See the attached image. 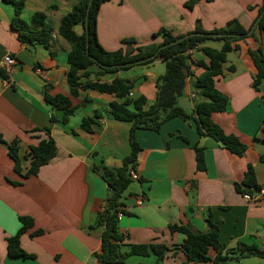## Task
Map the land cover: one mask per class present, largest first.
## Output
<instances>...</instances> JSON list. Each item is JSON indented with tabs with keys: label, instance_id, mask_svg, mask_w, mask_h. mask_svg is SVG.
Returning <instances> with one entry per match:
<instances>
[{
	"label": "crops",
	"instance_id": "obj_1",
	"mask_svg": "<svg viewBox=\"0 0 264 264\" xmlns=\"http://www.w3.org/2000/svg\"><path fill=\"white\" fill-rule=\"evenodd\" d=\"M187 1L105 2L97 15L98 41L104 49L115 51L123 48L122 40L129 37L136 40L135 45L159 43L161 37L153 34L161 28L174 35L188 34L199 22L209 32L237 20L249 33L237 42V49L227 53L221 74L214 78L216 89L229 102L225 111L213 112L211 118L247 148L238 156L213 138L199 136L193 118L173 117L158 131L138 129L141 150L134 170L138 185L123 193L119 231L125 242L162 243L169 250L158 263L150 251L130 255L123 264H184L186 256L179 244L185 234L171 232L168 225L205 231L208 215L219 227L218 238L224 246L237 251L239 243L264 245V200H246L236 187L251 164L258 187L264 189V133L260 130L264 81L257 89L251 86L256 69L248 54L259 45L264 50V34L255 31L264 0H199L193 9L185 7ZM77 3L25 0L21 18L29 23L33 14L44 13L45 24L53 30L50 47L45 48L36 41L19 40L10 25L13 6L0 0V60L6 54L14 60L11 74L0 75V264H99L94 255L101 248L98 216L109 194L102 167H120L129 154L130 122L117 120L109 112L114 100L111 94L80 90L78 96L70 97L76 109L67 121H63V110L51 107L44 99L45 86L51 96L70 95L66 80L70 44L58 29L60 20ZM74 31L81 34L82 28L76 26ZM203 45L219 49L222 42L206 40ZM191 57L208 62L195 50ZM191 70L193 75L178 98L187 113L193 112L195 101L200 99L194 79L204 68L192 63ZM97 71L94 65L86 70L87 76L81 71V82H111L120 77L131 85L130 96L143 95L151 103L165 64L154 60L100 76L95 75ZM95 114L91 130L83 129L82 119ZM49 138L55 142L54 157L36 174L27 175L31 147ZM195 144L203 148L205 169L201 171L196 168ZM11 145L17 148L18 170L9 155ZM20 217L32 219V226L19 237L27 255L9 256L8 240L18 231ZM35 231L40 232L33 234ZM208 254L213 257L215 251L210 249ZM243 258L261 259L252 255Z\"/></svg>",
	"mask_w": 264,
	"mask_h": 264
},
{
	"label": "trees",
	"instance_id": "obj_2",
	"mask_svg": "<svg viewBox=\"0 0 264 264\" xmlns=\"http://www.w3.org/2000/svg\"><path fill=\"white\" fill-rule=\"evenodd\" d=\"M13 6L14 14L11 19V28L18 33L22 43L36 41L45 48H49L52 40L53 30L45 24L44 13L32 15L29 23L22 18L25 0H1ZM78 0L74 8L64 16L59 23L58 33L70 44L68 52L66 80L70 95L56 94L51 96L47 93L45 86L44 99L51 106L63 110V121H67L73 115L76 106L72 105L70 97L79 95L80 90H94L100 93H107L114 96L109 104V112L117 120L130 122L128 131V142L130 152L122 159V165L117 168L102 167L101 175L105 179L109 194L103 210L99 213V224L101 231V248L95 253L99 264H123L130 255H147L150 251L157 257V263L162 261L169 248L162 243L136 244L125 242L126 237L119 231L118 212L122 210V197L124 191L134 180L131 172H134L137 156L141 150L136 139L138 129H149L158 131L161 125L173 117H180L183 120L193 118L196 123V131L199 136H209L219 142L222 147L233 154L242 156L246 145L234 134H227L222 127L215 123L211 114L223 112L227 109L228 98L215 87L214 78L221 74L222 63L226 55L232 49H237V42L247 37L249 33L237 20H232L223 28L205 32L200 23L197 22L195 30L188 34L174 35L169 30L161 28L153 34L154 37H161L159 43L147 45H135L136 40L132 37L122 40L125 45L115 51H108L102 47L97 38L96 25L97 15L102 4L110 0ZM199 0H189L185 3L187 9L193 7ZM88 13H87V9ZM87 20V27H85ZM36 26H41L37 29ZM76 26L82 28V33L74 31ZM87 30L88 53L86 51ZM255 31L264 34V3L259 9L255 21ZM253 36V33L250 34ZM186 36L181 41L164 46L170 42ZM206 40L221 41L219 49L203 45ZM201 52L207 59L194 61L191 51ZM254 65L251 86L254 89L264 81V50L259 45L255 49H249ZM154 60H160L165 64V71L156 80V96L154 101L148 103L143 95L130 96L131 85L126 79L115 77L111 82L87 81L81 82V71L87 76L86 70L91 66H97L96 76L106 72L128 70L136 65L148 64ZM194 63L204 68V71L195 77L194 86L200 99L194 104L192 113H187L178 104V98L182 95L188 77L193 75L191 64ZM0 75H4L0 70ZM98 115L84 117L81 127L87 131L91 130V124L95 122ZM54 120V117H51ZM197 170H204L203 148L194 145ZM56 146L52 138L41 140L36 146L30 149V166L26 174H36L39 168L48 163L55 155ZM9 155L15 161V169L18 170L19 160L17 148L14 145L9 147ZM240 193H249L252 196L259 189L255 172L251 164L247 165L242 182L236 186ZM207 229L205 231H194L183 225L169 224L171 232L180 231L185 234V240L179 244L186 256L184 264H227L230 259L239 261L245 256H256L264 259V245L239 243L237 251L228 248L219 241V227L207 217ZM21 225L15 235L9 238L7 249L9 256H26L27 254L19 245V237L32 226V219L20 217ZM35 231L33 234L39 233ZM213 249L215 254L210 257L208 251Z\"/></svg>",
	"mask_w": 264,
	"mask_h": 264
},
{
	"label": "built area",
	"instance_id": "obj_3",
	"mask_svg": "<svg viewBox=\"0 0 264 264\" xmlns=\"http://www.w3.org/2000/svg\"><path fill=\"white\" fill-rule=\"evenodd\" d=\"M14 64V60L12 58V56L10 54H6L5 56H3V58L0 60V70L3 71V73L5 75H9L11 74V67L12 65ZM261 132L264 133V122L263 124L261 125V128H260ZM131 177L133 179H137L138 176L135 172H131ZM243 198L246 199V200H264V189L262 188H259L258 190L255 191L254 195L252 196L251 194L249 193H243ZM141 198H139L137 200L138 203H141ZM122 215V212H118V217H120Z\"/></svg>",
	"mask_w": 264,
	"mask_h": 264
},
{
	"label": "rangeland",
	"instance_id": "obj_4",
	"mask_svg": "<svg viewBox=\"0 0 264 264\" xmlns=\"http://www.w3.org/2000/svg\"><path fill=\"white\" fill-rule=\"evenodd\" d=\"M136 185H138L137 181L133 180L130 183L127 191L130 190L131 188H133ZM240 261H241V264H264V263H257V262H264L263 260L257 259V258L256 259L255 258H246V259L243 258V259H240ZM227 264H240V263H238L235 259H230V260L227 261Z\"/></svg>",
	"mask_w": 264,
	"mask_h": 264
},
{
	"label": "water",
	"instance_id": "obj_5",
	"mask_svg": "<svg viewBox=\"0 0 264 264\" xmlns=\"http://www.w3.org/2000/svg\"><path fill=\"white\" fill-rule=\"evenodd\" d=\"M91 1L92 0H90L89 1V4L91 3ZM88 10H89V8L87 9V13H88ZM85 27H87V20H85ZM85 36H86V51H87V53H88V40H87V30H86V32H85ZM186 36H183V37H180V38H178V39H176V40H174V41H172V42H170L169 44H165L164 46H167V45H170V44H174V43H176V42H178V41H181L183 38H185Z\"/></svg>",
	"mask_w": 264,
	"mask_h": 264
}]
</instances>
